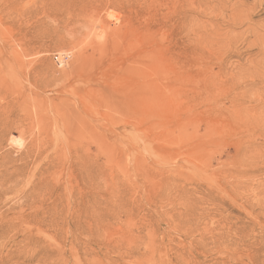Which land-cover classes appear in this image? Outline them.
Returning a JSON list of instances; mask_svg holds the SVG:
<instances>
[{
  "label": "rangeland",
  "instance_id": "rangeland-1",
  "mask_svg": "<svg viewBox=\"0 0 264 264\" xmlns=\"http://www.w3.org/2000/svg\"><path fill=\"white\" fill-rule=\"evenodd\" d=\"M18 1L0 0V112L28 122L21 147L47 136L50 168L30 204L22 184L0 204V264H264V0ZM74 111L98 131L76 136Z\"/></svg>",
  "mask_w": 264,
  "mask_h": 264
},
{
  "label": "bare ground",
  "instance_id": "bare-ground-1",
  "mask_svg": "<svg viewBox=\"0 0 264 264\" xmlns=\"http://www.w3.org/2000/svg\"><path fill=\"white\" fill-rule=\"evenodd\" d=\"M15 1H17V0H15ZM20 1V0H19ZM18 1V2H19ZM49 1H52V0H49ZM3 2V1H2ZM18 2H17V4H18ZM43 2V1H42ZM41 2V3H42ZM80 2V1H79ZM8 3V2H7ZM60 3V0L59 1H56L55 2V0L52 2V5H53V7L55 6V9L56 10H61V11H64L65 9L66 10H68L67 12H69V10L70 9H74L73 8V4L71 3V2H64V1H62L61 2V5L59 4ZM43 4V3H42ZM81 4H83V2L81 3ZM15 5V4H14ZM46 5V4H45ZM79 5V4H78ZM3 6V5H2ZM5 6V5H4ZM16 6V5H15ZM84 7V4L83 5H81V7ZM10 7V6H9ZM13 7V6H12ZM84 8H86V7H84ZM83 8V9H84ZM1 9H2V7H1ZM6 9H7V7H6ZM14 9V8H13ZM80 9V8H79ZM5 10V9H4ZM4 10H2V11H4ZM82 10V9H81ZM86 10V9H85ZM73 11H76V10H73ZM84 11V10H83ZM66 12V13H67ZM85 12V11H84ZM87 12V11H86ZM72 13V12H71ZM73 13H75V12H73ZM112 13V12H111ZM81 14V13H80ZM108 14H110V13H108ZM115 14V13H114ZM117 14V13H116ZM65 15V14H64ZM85 16H86V14H84ZM68 16H69V13H68ZM73 16V15H72ZM75 16V15H74ZM114 16H116V15H114ZM84 17V16H83ZM87 17V16H86ZM86 17H84L85 19H86ZM77 18V17H76ZM75 18V19H76ZM78 18H80V16H78ZM89 18V17H88ZM65 19V18H64ZM80 19H82V18H80ZM96 19V18H95ZM116 19V18H115ZM66 20H67V17H66ZM74 20V19H73ZM83 21H84V19H83ZM97 21V20H96ZM117 21V20H116ZM94 22V21H93ZM95 23V22H94ZM118 25V24H117ZM126 25V24H125ZM101 26V25H100ZM108 26V25H107ZM110 26V25H109ZM123 26V25H122ZM99 27V26H98ZM97 27V28H98ZM113 27L115 28V25H113ZM119 27H121V26H119ZM118 27V28H119ZM103 28V27H102ZM108 28H110V27H108ZM117 28V29H118ZM136 28V27H135ZM101 29V28H100ZM116 29V28H115ZM114 29V30H115ZM102 30V29H101ZM111 30V29H110ZM113 30V29H112ZM113 30V31H114ZM120 30V29H119ZM129 30V29H128ZM103 31V30H102ZM112 31V32H113ZM133 31V30H132ZM134 32V31H133ZM104 33V32H103ZM114 34H115V31L113 32ZM120 33V32H119ZM111 34V33H110ZM116 34H118V32L116 33ZM124 34V33H123ZM100 35V34H99ZM121 35V34H120ZM125 35V34H124ZM138 35H139V33H138ZM138 35H137V38H138ZM102 36V35H101ZM107 36V35H106ZM110 36V35H109ZM117 36V35H116ZM112 37H113V35H112ZM116 38V37H115ZM117 39V38H116ZM115 39V40H116ZM111 40V39H110ZM110 40H108V41H110ZM115 40H113V41H115ZM134 40V39H133ZM112 41V42H113ZM118 41V40H117ZM116 41V42H117ZM127 41V40H126ZM125 41V42H126ZM111 42V41H110ZM119 42V41H118ZM117 42V43H118ZM121 42V41H120ZM140 42V41H139ZM116 43V44H117ZM99 44V43H98ZM108 44V43H107ZM119 44L120 43H118V46H119ZM131 44V47H132V45H133V42L132 43H130ZM130 44H129V46H130ZM104 45H106V42H105V44ZM114 45V44H113ZM126 45H128V44H126ZM125 45V46H126ZM97 47H98V45H96ZM112 46V45H111ZM116 46V45H115ZM125 46H124V48H125ZM139 46H140V44H139ZM24 47V46H23ZM26 47V46H25ZM112 47H114V46H112ZM120 47V46H119ZM123 47V46H122ZM131 47H129V49L131 48ZM135 46L133 45V47L132 48H134ZM137 47V46H136ZM135 47V48H136ZM11 48V47H10ZM12 48H14V47H12ZM100 48V47H99ZM117 48V47H116ZM126 48H127V46H126ZM23 49H26V48H23ZM118 49V48H117ZM123 49V48H122ZM140 49V48H139ZM27 50V49H26ZM115 50V49H114ZM118 50H120V49H118ZM124 50V49H123ZM1 51V50H0ZM116 51V50H115ZM125 51V50H124ZM133 51V50H132ZM140 51H141V49H140ZM2 52V51H1ZM13 52H14V50H13ZM20 51H18V53H19ZM112 52H114L113 51V48H112ZM131 52V51H130ZM10 52L8 51V54H9ZM16 53V54H15ZM17 52H14L13 54H15V55H13L14 57L18 54ZM100 53H101V50H100ZM106 54H108L107 53V51L105 52ZM115 53V52H114ZM123 53V52H122ZM125 53H126V51H125ZM138 53V52H137ZM1 54V53H0ZM59 54V53H58ZM104 55V54H103ZM123 55H124V53H123ZM122 55V56H123ZM128 55V54H127ZM126 55V56H127ZM137 55H139V53L137 54ZM2 56V55H1ZM5 55H3V57H4ZM12 56V57H13ZM106 56V55H105ZM111 56V55H110ZM113 56V55H112ZM121 56V55H120ZM140 56V55H139ZM93 57V56H92ZM99 57V56H98ZM102 57V56H101ZM114 57V56H113ZM137 57V56H136ZM17 58H19V57H17ZM95 58V56L93 57V58H90V61L92 60V59H94ZM97 58V57H96ZM110 58V57H109ZM112 58V57H111ZM14 59V58H13ZM19 59H21L22 60V58H19ZM18 59V60H19ZM24 59V58H23ZM85 59V58H84ZM98 59V58H97ZM122 59V58H121ZM3 60H5V59H3ZM10 60H12V59H10ZM16 60V59H15ZM27 60V59H26ZM39 60V59H38ZM37 60V61H38ZM42 60V59H41ZM106 60V59H105ZM122 60H124V59H122ZM126 60V59H125ZM133 60V59H132ZM1 61H2V59H1ZM6 61V60H5ZM20 61V60H19ZM27 61H29V59L27 60ZM31 61V60H30ZM35 61V60H34ZM40 61V60H39ZM93 61H95V59L94 60H92V63H93ZM9 62V61H8ZM22 62V61H21ZM36 62V61H35ZM83 62V61H82ZM86 62V61H85ZM107 62V61H106ZM110 62H111V60H110ZM119 62V61H118ZM138 62H140V61H137V63ZM10 63V62H9ZM87 63V62H86ZM112 63V62H111ZM116 63V62H115ZM127 63H129L128 61H127ZM141 63V62H140ZM139 63V64H140ZM4 65H5V62L3 63ZM18 63H16V65H17ZM31 64H32V62H31ZM34 64H36V63H34ZM37 64H40V63H37ZM42 64V63H41ZM131 64H132V62H131ZM130 64V65H131ZM139 64H137V65H139ZM3 65V66H4ZM11 66H12V64H10ZM14 65V64H13ZM24 65V64H23ZM30 65V64H29ZM28 65V66H29ZM83 65H86L87 66V64H83ZM127 65V64H126ZM129 65V64H128ZM129 65V66H130ZM18 66V65H17ZM16 66V67H17ZM32 66H33V64H32ZM29 67V68H33V67ZM43 66H44V64H43ZM116 66V65H115ZM132 66V65H131ZM8 67H10L8 64H7V68ZM14 67H15V65H14ZM19 67H21V66H19ZM78 67H80V66H78ZM89 67V66H88ZM102 67V66H101ZM124 67V66H123ZM123 67H121V68H123ZM126 67V66H125ZM125 67H124V69H125ZM141 67V66H140ZM42 68V67H41ZM41 68H39V69H41ZM80 68H82V67H80ZM126 68H128V66L126 67ZM131 68H133V66L131 67ZM130 68V69H131ZM138 68V71H136L137 73L139 72L140 73V75H141V77L140 78H142V74H141V70L139 71V67H137ZM1 69V68H0ZM3 69V68H2ZM18 69H20V68H18ZM27 69H28V67H27ZM37 70H38V68H36ZM106 68H104V70H105ZM115 69H117L118 70V67L117 68H115ZM129 69V68H128ZM11 70V69H10ZM9 70V71H10ZM13 70V69H12ZM11 70V71H12ZM15 70L16 69H14V72H15ZM24 70V69H23ZM22 70V71H23ZM99 70V69H98ZM103 70V69H102ZM123 70V69H122ZM121 70V71H122ZM137 70V69H136ZM18 71V70H17ZM16 71V73H18ZM27 71V70H26ZM28 71H29V69H28ZM116 71V70H115ZM130 71V70H129ZM133 73H135L134 71V69H132L131 70ZM96 72V71H95ZM15 73V74H16ZM19 73H23V72H19ZM27 73V72H26ZM101 73V72H100ZM125 73L127 74H132L131 72L129 73V72H126V70H125ZM137 73H135V75L137 74ZM10 74V73H9ZM43 74V73H42ZM46 74V73H45ZM117 74V73H116ZM122 74V73H121ZM121 74H120V76H121ZM30 75H32V74H30ZM35 75V74H34ZM33 75V76H34ZM38 75V74H37ZM99 75H101V74H99ZM99 75H97V76H99ZM123 75V74H122ZM134 75V74H133ZM132 75V76H133ZM134 75V76H135ZM138 75V74H137ZM136 75V76H137ZM10 76V75H9ZM9 76H8V78H9ZM14 76V75H13ZM16 76V75H15ZM23 76V75H22ZM40 76H42V75H40ZM48 76V75H47ZM67 76V75H66ZM135 76V77H136ZM18 77H19V75H18ZM24 77H25V75H24ZM23 77V78H24ZM39 77V76H38ZM37 77V78H38ZM49 77V76H48ZM54 77H56L55 75H54ZM87 77V81L85 82V81H83L84 79H82L81 81L83 82V85H79L78 87H76L77 88V90H74L73 92H74V94L72 93V95H74V101L73 102H75V101H79V103L81 104V106H83L84 108H85V106L87 105V106H91L92 105V102H93V98H94V95H95V92H96V90L98 89V86L95 84V80H94V78H93V76H92V73H89L88 72V75L86 76ZM100 77V76H99ZM115 77V76H114ZM130 77V76H129ZM21 78V77H20ZM52 78V77H51ZM58 78V77H57ZM57 78H52V80H49V78L47 79V81L49 80V82H50V85H51V83L52 82H54L55 80L57 81ZM66 78V77H65ZM138 78V77H137ZM18 79V78H17ZM22 79V78H21ZM28 79V78H27ZM26 78H24V80L26 81L27 80ZM78 79V78H77ZM80 79V78H79ZM88 79H90V81H88ZM29 80V79H28ZM36 80V79H35ZM16 81V80H15ZM41 81H43V77H42V80ZM52 81V82H51ZM55 81V82H56ZM72 81H74V80H72ZM80 81V80H79ZM113 81V80H112ZM19 82H20V80H19ZM36 82V81H35ZM43 82H45V81H43ZM42 82V84H45V83H43ZM54 82V83H55ZM66 82V81H65ZM68 82V81H67ZM76 82V81H75ZM137 82V81H136ZM143 82H145V81H143ZM142 82V84L144 85L145 83H143ZM17 83V82H16ZM41 83V82H40ZM118 83V82H117ZM139 83V82H138ZM28 84V83H27ZM26 84V85H27ZM113 84H116V82H114ZM136 84V83H135ZM1 85V84H0ZM24 85V84H23ZM25 85V86H26ZM34 85H37V84H35L34 83ZM41 85V84H40ZM39 85V86H40ZM46 85V84H45ZM49 85V86H50ZM65 85V84H64ZM67 85V84H66ZM69 85V84H68ZM72 85H73V83H72ZM133 85V84H132ZM140 85V84H139ZM21 86V85H20ZM32 86V85H31ZM30 86V87H31ZM113 86V85H112ZM111 86V87H112ZM115 86V85H114ZM138 86V85H137ZM136 86V87H137ZM18 87V86H17ZM26 87H28V86H26ZM46 87H47V85H46ZM63 87V86H62ZM71 88H73V86H70ZM104 87V86H103ZM131 87H133V86H131ZM130 87V88H131ZM139 87V86H138ZM137 87V88H138ZM44 88V87H43ZM42 88V89H43ZM70 88V90L72 91V89ZM108 88V87H107ZM136 88V89H137ZM140 88V90H143V87H139ZM138 88V89H139ZM29 89V88H28ZM33 89H35V88H32V91H33ZM46 89H48V88H46ZM105 89V88H104ZM36 90V89H35ZM44 90V89H43ZM42 90V91H43ZM65 90V89H64ZM66 90H67V88H66ZM108 90V89H107ZM112 90V89H111ZM128 90H130L129 88H128ZM133 90H134V88H133ZM139 90V91H140ZM26 91H28V90H26ZM38 91V90H37ZM62 91V90H61ZM70 91V92H71ZM126 91H127V89H126ZM131 91V90H130ZM137 92H138V90H136ZM34 92V91H33ZM65 93H67L66 91H64ZM69 92V93H70ZM120 92V91H119ZM124 92V91H123ZM133 92V91H132ZM26 94H27V92H25ZM29 93V92H28ZM68 93V94H69ZM114 93V92H113ZM126 93H128V91L126 92ZM139 93V92H138ZM141 93H142V91H141ZM40 94V93H39ZM43 94H45V93H43ZM50 94V93H49ZM56 94V93H55ZM63 94V93H62ZM121 94V93H120ZM5 95V94H4ZM11 95V94H10ZM36 95H38V93L36 94ZM35 95V96H36ZM48 95V94H47ZM51 95H53V94H51ZM57 95V94H56ZM60 95V94H59ZM64 95V94H63ZM111 95H113V94H111ZM142 96V94H139L138 96ZM39 96V95H38ZM46 96V95H45ZM50 96V95H49ZM70 97H71V95H69ZM101 96V95H100ZM99 96V97H100ZM131 96H132V99H133V94H131ZM134 96H135V98L134 99H137L136 100V104H137V101H139V100H141L142 101V99H140V97H138L136 94H134ZM136 96H137V98H136ZM4 97V96H3ZM28 97H30V96H28ZM32 98V97H31ZM30 98V101H32V99ZM34 98V97H33ZM40 98H42V97H40ZM101 98V100H102V97H100ZM99 98V99H100ZM105 98V97H104ZM9 99V98H8ZM46 99V98H45ZM96 99H98V98H96ZM125 99V98H124ZM134 99H133V101H134ZM139 99V100H138ZM35 100V99H34ZM69 99H66V98H64V99H59V101H62V103H65V101H68ZM14 101V100H13ZM43 101V100H42ZM71 101V100H70ZM104 101V100H103ZM5 102V101H4ZM27 102V101H26ZM118 102V101H117ZM154 102V101H153ZM152 102V103H153ZM14 103V102H13ZM12 103V104H13ZM32 103V102H31ZM48 103H49V101H48ZM47 103V104H48ZM52 103V102H51ZM68 103H69V101H68ZM128 103V102H127ZM139 103V102H138ZM151 103V104H152ZM1 104V103H0ZM34 104H35V102H34ZM41 104H42V102H41ZM104 104H105V102H104ZM103 104V105H104ZM151 104H149V105H151ZM43 105V104H42ZM52 105H54V104H52ZM61 105V104H60ZM106 106H107V104H105ZM104 105V106H105ZM127 105V104H126ZM139 106H140V103L138 104ZM142 105V104H141ZM155 105V104H154ZM32 106H33V104H32ZM48 106V105H47ZM76 106H78V105H76ZM95 106V105H94ZM110 106V105H109ZM137 106V105H136ZM151 106H153V105H151ZM6 107V106H5ZM11 107V106H10ZM42 107V106H41ZM50 107V106H49ZM53 107H55V106H53ZM92 107V106H91ZM90 107V108H91ZM113 107H115V106H113ZM142 107V106H141ZM7 108V107H6ZM39 108V107H38ZM46 107H44V109H45ZM57 107H55L54 108V110L56 109ZM76 108V107H75ZM88 109L89 111L88 112H90V111H92L91 109ZM109 108V107H108ZM108 108H107V110H108ZM128 108H129V106H128ZM130 108H131V106H130ZM138 107H136V109H137ZM102 109H104V108H102ZM141 109V108H140ZM8 110V109H7ZM11 110V109H10ZM9 110V111H10ZM58 111L60 110V109H57ZM57 110H55L56 112H57ZM106 110V111H107ZM127 110V109H126ZM138 110H139V108H138ZM4 111V112H3ZM2 111V113L0 112V150L1 149H3L4 148V143L6 142L7 143V145L8 146H11V147H13V146H19V148H23L22 149V151H20V153H19V155L17 156V157H13L12 155H11V152L9 151V150H7V151H5L4 149H3V153H1L0 152V204L1 203H6L7 201H9L10 200V198L11 197H9V195L10 194H12V193H14L17 189H18V187H20V185L22 184V185H24V187L25 188H23V190H21V192L23 191V195H22V197H23V199H24V202L25 203H23L22 202V204H27L30 200L32 201V194H34V193H36L35 192V190L36 189H39V188H41L42 187V184H44L45 185V187H47V183H48V180L46 181V178H45V172L50 168V165L48 164V165H46V167H41L39 164L37 165V164H35V160H37L39 157H41V156H43V154L44 153H46V152H48V150L50 149V144H48L49 143V141H47V142H45V140H47V139H45L47 136L45 135V136H43V134H42V136L41 135H39V136H29V137H31L30 139L28 138V142L26 143V145L24 146V147H21L22 145V143H21V135H22V133L23 132H25L26 130H27V126L23 123V122H25L23 119H20V118H13L9 113H5V110H3ZM44 111V110H43ZM46 111V110H45ZM93 111H94V108H93ZM92 111V112H93ZM105 111V112H106ZM112 110H111V107H110V112H111ZM140 111V110H139ZM50 113H51V111H49ZM60 112V111H59ZM62 112V111H61ZM60 112V113H61ZM103 112V111H102ZM102 112H101V114H102ZM104 112V113H105ZM114 112V111H113ZM128 112V111H127ZM132 112V111H131ZM83 113V112H82ZM43 114V113H42ZM59 114V113H58ZM79 114H81V113H79ZM94 114H95V111H94ZM97 115H100V113L98 114V113H96ZM110 114V113H109ZM108 114V115H109ZM132 114H133V112H132ZM45 115V114H44ZM70 116H73V121L74 120H76V122L75 123H71L72 124V127H73V130H75L74 131V133H76L75 135L76 136H78V133L80 134V131H81V128L82 127H84V128H90L89 130L91 131V129H95V127H93L92 125H90L91 123H90V120H89V118H91V117H89L88 118V115H79L78 117H77V112L76 111H74L73 113L71 112L70 114H69ZM104 115H107V113L106 114H104ZM136 115V114H135ZM138 115V114H137ZM82 116V117H81ZM91 116V115H90ZM92 116H93V113H92ZM120 117L122 116V115H119ZM51 117H52V115H51ZM97 117V116H96ZM100 117V116H99ZM107 117H109V116H107ZM39 118V117H38ZM53 118H54V116H53ZM63 115H61L59 118H54V120H55V122H54V124L56 125V127L55 128H57L58 130L60 129V127L62 128V129H64V130H68L69 129V124H68V122H63V123H61L60 125L58 124L60 121L59 120H63ZM102 118H103V115H102ZM104 118H105V116H104ZM122 118V120H124L123 119V117H121ZM124 118H127V117H124ZM134 118V117H133ZM138 118H139V115H138ZM50 119V118H49ZM59 119V120H58ZM65 119H66V117H65ZM119 119V118H118ZM23 120V121H22ZM38 120H40V118L38 119ZM53 120V119H52ZM53 120V121H54ZM92 120V119H91ZM98 120V119H97ZM101 120V119H100ZM102 120H104V119H102ZM113 120V119H112ZM112 120H110V121H112ZM121 120V119H120ZM52 121V122H53ZM65 121H67V120H65ZM117 121V120H116ZM137 121V120H136ZM30 122V121H29ZM47 122V121H46ZM96 122V121H95ZM119 122V121H118ZM117 122V123H118ZM121 122V121H120ZM119 122V124H121ZM25 123H28V122H25ZM38 123V122H37ZM39 123H41V125L43 124L42 123V119H41V122H39ZM57 123V124H56ZM114 123L116 124V122L114 121ZM114 123H113V125H114ZM36 124V123H35ZM97 124V123H96ZM103 124V123H102ZM107 124V123H106ZM108 124H110V123H108ZM112 125V126H113ZM122 125V124H121ZM37 127H39L38 126V124L36 125ZM91 126L93 127V128H91ZM111 126V125H110ZM111 126V127H112ZM31 127V126H30ZM48 127V126H47ZM54 127V126H53ZM81 127V128H80ZM98 127H99V125H98ZM105 127V126H104ZM107 127H109V126H107ZM29 128V127H28ZM43 128V127H42ZM41 128V129H42ZM80 128V130H77V129H79ZM83 128V129H84ZM140 128V127H139ZM40 129V130H41ZM53 129V128H52ZM82 129V133H83V131H85V130H83ZM31 129H29V131H30ZM39 130V132L38 133H40V132H42V131H40ZM54 130V129H53ZM57 130V131H58ZM77 130V131H76ZM89 130H86V131H89ZM28 131V130H27ZM57 131H55L56 133H61L60 132V130L57 132ZM93 131V130H92ZM95 132L94 133H96V131H98V130H94ZM106 131V130H105ZM108 131V130H107ZM119 131V130H118ZM134 131H136V130H134ZM134 131H133V133H134ZM54 132V131H53ZM78 132V133H77ZM112 132V131H111ZM117 132V131H116ZM119 132H122V130L121 131H119ZM130 132V131H129ZM72 133H73V131H72ZM107 133V132H106ZM115 133V132H114ZM113 133V134H114ZM28 134H31V133H28ZM33 134V133H32ZM53 134V133H52ZM93 133L91 132V135H92ZM102 134V133H101ZM120 136H121V134L120 133H118ZM117 134V135H118ZM123 134H125V132H123ZM130 134V133H129ZM137 134V133H136ZM136 134H134V135H136ZM38 135V134H37ZM54 135L55 134H53L52 135V137H53V140H54ZM58 135V134H57ZM56 135V136H57ZM60 135V134H59ZM62 135V134H61ZM75 135H73L74 137H75ZM94 135V134H93ZM128 135V134H127ZM132 135V134H131ZM130 135V136H131ZM97 136H99V134L97 135ZM96 136V137H97ZM104 136V135H103ZM62 137H64V136H62ZM99 137H102V135L101 136H99ZM116 137V136H115ZM129 137V136H128ZM57 138V137H56ZM55 138V139H56ZM92 138V137H91ZM120 138V137H119ZM123 138V137H122ZM127 138V136L126 137H124V139H126ZM57 139H59V138H57ZM128 139V138H127ZM61 140V139H60ZM59 141V140H58ZM62 141V140H61ZM24 144V143H23ZM61 144V143H60ZM55 145V144H54ZM52 146L51 147V150H53L54 152H56V145L55 146ZM66 146V145H65ZM75 148V147H74ZM20 149V150H21ZM17 151V150H16ZM64 151V150H63ZM62 151V152H63ZM65 152V151H64ZM49 153V152H48ZM53 153V152H52ZM14 154V153H13ZM64 154V153H63ZM64 155H62V157H63ZM79 156V155H78ZM41 159H42V157H41ZM51 162V161H50ZM40 163V162H39ZM57 163V162H56ZM36 174H39V177H38V179H36V177H35V175ZM65 177V176H64ZM65 179V178H64ZM56 182V181H55ZM58 184V183H57ZM68 184V183H67ZM66 186V185H65ZM20 188H22V187H20ZM65 189V188H64ZM67 189V188H66ZM16 193H17V191H16ZM63 193V192H62ZM38 194V193H37ZM14 195V194H13ZM39 196V195H38ZM41 196V195H40ZM43 197V196H42ZM37 198V197H36ZM16 200V199H15ZM19 201V200H18ZM28 201V202H27ZM37 203V202H36ZM10 204V203H9ZM8 204V205H9ZM18 204H21V202L20 203H18ZM28 204H30V203H28ZM3 205V204H2ZM16 204L15 203H13V204H10V206H8L7 208H8V210H7V212L8 211H11L13 208H14V206H15ZM25 207V206H24ZM30 207V206H29ZM24 209V208H23ZM28 212V211H27ZM8 215V214H7ZM3 216H4V214H3ZM7 217V216H6ZM21 217V216H20ZM3 218H5V217H3ZM30 220V219H29ZM2 222H3V220H2ZM21 222V221H20ZM2 232V231H1ZM6 232V231H5ZM8 237V236H7ZM4 238V237H3Z\"/></svg>",
  "mask_w": 264,
  "mask_h": 264
},
{
  "label": "built area",
  "instance_id": "built-area-1",
  "mask_svg": "<svg viewBox=\"0 0 264 264\" xmlns=\"http://www.w3.org/2000/svg\"><path fill=\"white\" fill-rule=\"evenodd\" d=\"M63 60H64V58H59V57L56 58V61L59 63L62 62Z\"/></svg>",
  "mask_w": 264,
  "mask_h": 264
}]
</instances>
